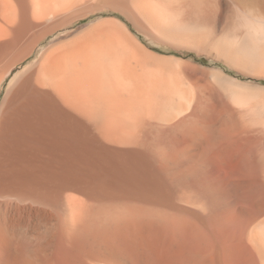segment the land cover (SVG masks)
Returning a JSON list of instances; mask_svg holds the SVG:
<instances>
[{
  "label": "bare ground",
  "instance_id": "bare-ground-1",
  "mask_svg": "<svg viewBox=\"0 0 264 264\" xmlns=\"http://www.w3.org/2000/svg\"><path fill=\"white\" fill-rule=\"evenodd\" d=\"M1 93L0 264H264V0H0Z\"/></svg>",
  "mask_w": 264,
  "mask_h": 264
},
{
  "label": "rangeland",
  "instance_id": "rangeland-1",
  "mask_svg": "<svg viewBox=\"0 0 264 264\" xmlns=\"http://www.w3.org/2000/svg\"><path fill=\"white\" fill-rule=\"evenodd\" d=\"M92 19H88V20H86L85 22H83V24H85V23H87V22H89V21H91ZM46 44V42L44 43V45ZM32 58L33 57H31L30 59H29V61H31L32 60ZM0 96H2V93H1V95ZM54 264H62V262H61V260L59 259V258H55V260H54Z\"/></svg>",
  "mask_w": 264,
  "mask_h": 264
}]
</instances>
